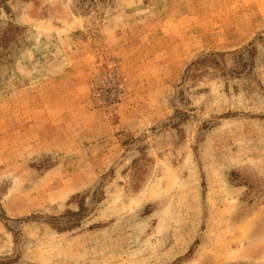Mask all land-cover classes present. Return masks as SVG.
Returning <instances> with one entry per match:
<instances>
[{
    "label": "rangeland",
    "instance_id": "1",
    "mask_svg": "<svg viewBox=\"0 0 264 264\" xmlns=\"http://www.w3.org/2000/svg\"><path fill=\"white\" fill-rule=\"evenodd\" d=\"M0 264H264V0H0Z\"/></svg>",
    "mask_w": 264,
    "mask_h": 264
},
{
    "label": "trees",
    "instance_id": "2",
    "mask_svg": "<svg viewBox=\"0 0 264 264\" xmlns=\"http://www.w3.org/2000/svg\"><path fill=\"white\" fill-rule=\"evenodd\" d=\"M80 207L82 208V205Z\"/></svg>",
    "mask_w": 264,
    "mask_h": 264
}]
</instances>
